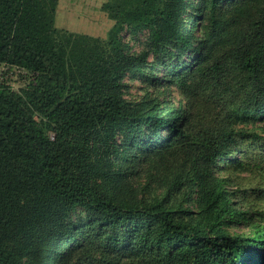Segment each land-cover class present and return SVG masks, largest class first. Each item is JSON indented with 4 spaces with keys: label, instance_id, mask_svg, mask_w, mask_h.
<instances>
[{
    "label": "trees",
    "instance_id": "obj_1",
    "mask_svg": "<svg viewBox=\"0 0 264 264\" xmlns=\"http://www.w3.org/2000/svg\"><path fill=\"white\" fill-rule=\"evenodd\" d=\"M205 1L184 25L186 0H104L113 24L103 38L57 27L58 0H0V65L27 76L18 89L0 81V264H20L54 230L71 247L77 238L64 218L76 208L110 229L154 221L158 246L178 242L133 264H264V210L237 207L239 172L259 168L264 156L230 158L242 143L264 144L252 128L264 113V0ZM125 28L147 30L155 53L169 44L197 51L171 78L181 94L175 105L124 97L123 77L146 61L126 50ZM144 159L166 194L196 187L198 218H178L161 199L113 194ZM239 221L247 232L227 230ZM83 250L76 243L71 254L85 261ZM109 251L110 264H129L127 249Z\"/></svg>",
    "mask_w": 264,
    "mask_h": 264
},
{
    "label": "rangeland",
    "instance_id": "obj_2",
    "mask_svg": "<svg viewBox=\"0 0 264 264\" xmlns=\"http://www.w3.org/2000/svg\"><path fill=\"white\" fill-rule=\"evenodd\" d=\"M104 0H58L55 25L71 31H77L94 36L106 37L108 29L113 24V20L107 16V13L101 9ZM205 0H186L181 12V20L184 25L196 20L198 9L205 6ZM199 27V20L196 21ZM197 35L199 32L197 31ZM121 40L124 42L126 50L138 55H144L146 61L141 64L142 69L131 71L123 77L124 97L132 103H140L148 99L161 101L165 99L171 106L175 105L181 98L177 86L171 80L178 71L188 68L191 62L196 58L197 51L189 48L179 51L178 46L169 44L165 51L160 53L153 52L149 44L148 31L142 30L136 34H131L127 28L120 32ZM194 39H196L194 35ZM197 41V40H196ZM27 76L22 69L16 66L8 68L6 64L0 65V81H6L13 89H18L25 84ZM184 103V100L182 101ZM168 105H166L167 107ZM251 124L246 128H251ZM254 128L258 132H264V113L258 116L254 123ZM171 131H162L157 142L168 136ZM241 148L237 149L230 156L244 160L246 163L254 161L251 158L252 152L260 153L264 156V144L260 143H242ZM248 154V157L246 155ZM258 157H256V160ZM232 160L228 159L229 163ZM261 166L252 170L240 171L244 190L237 197L239 204L237 207L241 210L248 208H257L264 210V160ZM223 165H221L222 168ZM224 173L223 169H218ZM157 171L151 162L144 159L136 164L135 171L119 178L112 188L113 194L118 199H127L139 204H146L150 201L161 199L166 206H170L183 219L184 213L187 218H198L196 211L197 191L195 188L183 187L180 190L171 191L166 194L165 189L160 187V182L155 175ZM237 174V173H236ZM155 175V176H154ZM116 185V186H115ZM242 185V186H243ZM70 230H74L77 240L72 246L65 242V238L54 234L50 240L43 242L39 250L30 255L21 256L20 264H110L108 258L110 249L122 252L125 249L130 251L126 256L129 264H133L137 258L143 255H154L161 251L170 249L175 250L178 242L171 241L166 246H158L154 240V231L156 223L149 220H129L120 224L116 228L101 227L95 224L96 217L82 208H76L64 218ZM246 221H239L226 225L229 232H247V226L243 227ZM147 230H149L147 234ZM147 234V235H146ZM50 236V235H49ZM59 238V239H58ZM114 241L116 247L111 246ZM76 243L84 246L85 261H78L76 255L71 254V250L76 247ZM52 249H57L53 254ZM44 253H42V251ZM122 264H124L123 259ZM252 259L248 262L251 263Z\"/></svg>",
    "mask_w": 264,
    "mask_h": 264
}]
</instances>
